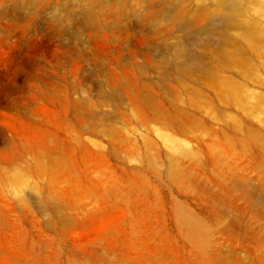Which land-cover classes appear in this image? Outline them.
Listing matches in <instances>:
<instances>
[{
    "label": "rangeland",
    "instance_id": "1",
    "mask_svg": "<svg viewBox=\"0 0 264 264\" xmlns=\"http://www.w3.org/2000/svg\"><path fill=\"white\" fill-rule=\"evenodd\" d=\"M224 1L0 0V59L16 64H5L11 75L0 82V154L10 164L7 179L18 158L12 154L10 128L38 136L41 132L27 128L34 108L58 116L66 104L62 98L73 105L86 103L90 121L98 125L106 118L105 128L123 131L133 149L126 164L143 183L139 201L167 232L165 237L156 234L147 250L163 246V264H193L187 223L200 224L208 229L213 253L231 262L256 263L264 238V168L235 175L229 200L220 198L222 191L213 181L212 200L202 192V182L213 174L209 151L224 153L230 143L241 153L249 131L264 138L262 104L249 115L241 107L226 106L214 84L204 79L202 71L213 57L210 46L220 42L210 29L219 24L217 18L188 27L195 11ZM130 87L145 101L141 116L129 102ZM246 87L251 94L264 93L261 80ZM90 137L106 143L98 132ZM31 185L23 184L19 196L10 189L0 200V218L6 219L0 220V264L94 261L99 252L88 243L100 227L60 223L58 210L42 205Z\"/></svg>",
    "mask_w": 264,
    "mask_h": 264
},
{
    "label": "bare ground",
    "instance_id": "2",
    "mask_svg": "<svg viewBox=\"0 0 264 264\" xmlns=\"http://www.w3.org/2000/svg\"><path fill=\"white\" fill-rule=\"evenodd\" d=\"M213 15L219 24L210 26V29L220 37V42L216 48L210 46L213 57L202 71L204 79L214 84L222 104L238 106L246 114L252 113L257 104L264 106V93L252 95L246 87V83L252 80L264 82V0H226L217 2L213 9L205 6L194 12L188 27L196 29ZM205 45L209 46L208 43ZM6 63L16 66L13 62L0 59V82L11 75L3 69ZM134 90L131 88L128 91V99L141 116L145 101ZM62 100L66 104L61 115L50 116L39 108L31 111L28 121L32 122L27 124V128L41 132L40 135L28 137L11 128V132L6 130L12 136V154L18 158L13 162V175L7 179L4 173L10 164L0 154V200L6 199L10 189H14L19 196L22 185L31 183L39 202L48 207L52 205L61 214L60 223L78 228L99 226L97 237L88 243L90 249L99 252L94 261L85 257L81 261L74 260V264H163L167 261L164 247L147 250V246L156 234L165 237L167 232L154 220L143 199L139 201L144 186L138 178L140 176L130 172L126 164L133 149L124 132L106 129V118L101 119L98 125L94 122L96 119L90 121L92 112L87 113L84 108L86 103L83 106L80 103L73 105L65 98ZM189 101L195 103L192 98ZM161 118L168 123L163 114ZM141 121L145 123L143 118ZM97 132L106 138L105 144L100 145L91 139V134ZM241 145V153H236L230 143L226 144L224 153H207L213 174L208 173L209 177L202 182V192L211 197L210 200L213 197L210 181L221 189L220 198L229 200L235 175L264 168L263 136L249 131L247 141H241ZM254 149L259 153H255ZM256 160L260 163L256 164ZM178 174L184 176L181 170ZM19 200L22 204L26 203L22 196ZM2 214L0 207V216ZM176 218L180 221L177 212ZM0 220L6 222V219ZM260 220L264 221L263 218ZM8 222L13 224L9 218ZM187 228L193 264H242L222 258L209 249L206 227L187 223ZM257 248L261 252L253 264H264L263 237Z\"/></svg>",
    "mask_w": 264,
    "mask_h": 264
}]
</instances>
